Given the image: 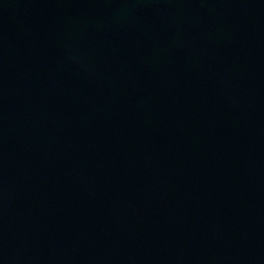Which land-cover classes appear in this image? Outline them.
I'll return each mask as SVG.
<instances>
[{"label": "water", "instance_id": "obj_1", "mask_svg": "<svg viewBox=\"0 0 264 264\" xmlns=\"http://www.w3.org/2000/svg\"><path fill=\"white\" fill-rule=\"evenodd\" d=\"M0 264H264V0H0Z\"/></svg>", "mask_w": 264, "mask_h": 264}]
</instances>
